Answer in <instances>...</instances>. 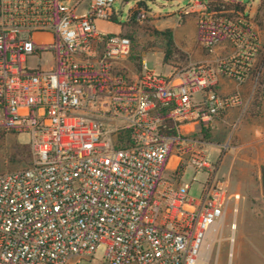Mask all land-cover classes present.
Here are the masks:
<instances>
[{
	"label": "built area",
	"instance_id": "2783aa9c",
	"mask_svg": "<svg viewBox=\"0 0 264 264\" xmlns=\"http://www.w3.org/2000/svg\"><path fill=\"white\" fill-rule=\"evenodd\" d=\"M113 3L0 0V133H25L30 152L0 172V264H73L100 247L105 264H197L209 234L218 252L230 213L231 263L239 196L218 174L220 151L208 161L205 135L245 109L240 92L214 88L249 82L257 38L235 8L193 0L183 15L196 14L209 57L169 76L143 60L130 71ZM224 40L231 52L216 57ZM42 55L50 67L28 65ZM187 166L206 175L197 199L180 182Z\"/></svg>",
	"mask_w": 264,
	"mask_h": 264
},
{
	"label": "rangeland",
	"instance_id": "374dc122",
	"mask_svg": "<svg viewBox=\"0 0 264 264\" xmlns=\"http://www.w3.org/2000/svg\"><path fill=\"white\" fill-rule=\"evenodd\" d=\"M200 1L207 4L209 11L214 10L209 4H213L216 9L220 4L235 8L249 24L258 41V53L252 63L253 71L248 78L249 82L239 87L240 92L244 93V99H248L245 109L237 111L229 121L222 116L218 117L205 136V140L212 143L207 152L209 162L215 160L216 150L221 149L218 155V160H222L218 170L220 176L226 177L231 153L235 155L234 178L236 186L242 191L240 207L235 217L237 221L231 263L228 258V238L232 235L229 226L234 221V216L230 213L224 222L219 250L217 252L214 248L212 252L209 251L205 264H264V195L259 192L260 167L264 165V0ZM139 2L143 6L136 5ZM192 2L193 0H114L112 9L117 15L120 33L132 37L130 58L137 64L143 59L147 68L159 76L168 74L171 69L169 64L178 69L190 61L196 64L206 60L209 56L199 45L196 14L191 11L192 13L183 15V10ZM81 9L80 13L84 12L85 7ZM99 29L102 31L101 27ZM164 30H169L172 38L174 33L179 47L176 48L184 55L182 61L166 58L165 63L163 62L165 40L160 33ZM216 52V57H226L231 52V46L224 40ZM28 65L31 68L47 69L52 65V59L49 55H42L39 59L34 56ZM220 79L231 80L225 77ZM238 116V125L233 128V122ZM110 128L104 125V129ZM28 144L29 139L25 133H0V172L25 167L30 158ZM222 146H226V149ZM232 147L233 150L230 149ZM205 181V172H195L189 166L180 179L181 183L190 186L188 196L193 199L200 197ZM229 185L232 189L233 183L229 182ZM103 251L104 248L100 247L92 258L80 260L76 264H105Z\"/></svg>",
	"mask_w": 264,
	"mask_h": 264
},
{
	"label": "crops",
	"instance_id": "0c3cea01",
	"mask_svg": "<svg viewBox=\"0 0 264 264\" xmlns=\"http://www.w3.org/2000/svg\"><path fill=\"white\" fill-rule=\"evenodd\" d=\"M98 26L99 27H101L102 28V30H106V29H108V30H110V31H113V32H117V31H119L118 30V28H108L107 26H105L104 24H102V23H99L98 24ZM173 39H174V45L176 46V47H178L177 46V43L175 42V35H174V33H173ZM179 48V47H178ZM143 60V59H142ZM141 61V60H140ZM139 63V62H138ZM188 63H192L191 61L190 62H188ZM188 63H186V64H188ZM185 64V65H186ZM137 65V63L135 62V61H133V59H131L130 58V60H129V62H128V68L130 69V71H132V70H135V67H137L136 66ZM170 65V67H171V69H170V71L168 72V74L166 75V76H169L171 73H172V71L175 69L171 64H169ZM215 91L219 94V95H230V94H232V93H234V92H236V91H238V92H240V90H239V87L238 86H236L235 85V83L233 82V81H231V80H221V79H219L218 80V82H217V84H216V86H215ZM240 94H241V96L242 97H244V93H241L240 92ZM237 111H240V110H238V109H232V110H229V111H227V112H225L224 114H222V115H220V116H222L223 117V119H225V120H227V121H229L230 119H232V117L235 115V113L237 112ZM219 116V117H220ZM218 118V117H217ZM217 118H215V120L217 119ZM239 118V116L237 117V119ZM214 120V121H215ZM240 120V119H239ZM234 121H236V119L234 120ZM233 122V121H232ZM231 122V123H232ZM234 123V122H233ZM240 124V123H239ZM238 125V124H237ZM212 144V143H211ZM210 144V145H211ZM209 145V146H210ZM209 146H208V148H209ZM208 148H207V150H208ZM231 150H233L234 148L232 147V148H230ZM219 150L217 149L216 150V153L218 152ZM224 155V154H223ZM231 158H230V163H229V166H228V174H225V176L226 177H224L226 180H227V182H228V185H229V182H230V184L231 183H233V188L231 189V187H230V185H229V192L230 193H232V194H237L238 196H239V200L237 201V202H235L236 203V205H237V213H238V210H239V207H240V193H242V191L240 190V188H238V186H236V183H235V178H234V163H235V155H233L232 153H231V156H230ZM215 158H216V155H215ZM171 162L172 163H174L175 161H174V158H172V160H171ZM221 162H222V160L221 161H219V167H220V164H221ZM219 170V169H218ZM261 189V188H260ZM236 191H238L239 192V194L236 192ZM260 193H261V191H259ZM243 204H244V202H243ZM243 206V205H242ZM235 220L237 221V218H235ZM73 264H76L75 262L73 263Z\"/></svg>",
	"mask_w": 264,
	"mask_h": 264
},
{
	"label": "trees",
	"instance_id": "16d2710c",
	"mask_svg": "<svg viewBox=\"0 0 264 264\" xmlns=\"http://www.w3.org/2000/svg\"><path fill=\"white\" fill-rule=\"evenodd\" d=\"M139 7L143 6L142 3H137ZM209 7L216 10L215 7H213V4H209ZM165 40L164 44V51H163V62L167 58H171L174 61L180 60L182 61L184 59V55L180 53V51L176 48V46L173 43V38L172 35L170 34L169 30H164L163 32L160 33ZM132 40V37L130 35H127ZM165 63V62H164ZM263 63V61H261ZM206 136V135H205ZM28 163V162H27ZM260 188H261V193L264 195V165L260 167Z\"/></svg>",
	"mask_w": 264,
	"mask_h": 264
},
{
	"label": "bare ground",
	"instance_id": "6f19581e",
	"mask_svg": "<svg viewBox=\"0 0 264 264\" xmlns=\"http://www.w3.org/2000/svg\"><path fill=\"white\" fill-rule=\"evenodd\" d=\"M216 241L213 235H208L204 240V245L202 247L201 256L197 264H205L206 262V255L209 253L212 244Z\"/></svg>",
	"mask_w": 264,
	"mask_h": 264
}]
</instances>
